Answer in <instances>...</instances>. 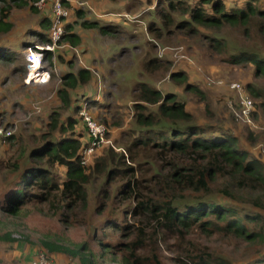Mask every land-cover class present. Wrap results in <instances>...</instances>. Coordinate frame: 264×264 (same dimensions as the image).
<instances>
[{
  "label": "trees",
  "instance_id": "16d2710c",
  "mask_svg": "<svg viewBox=\"0 0 264 264\" xmlns=\"http://www.w3.org/2000/svg\"><path fill=\"white\" fill-rule=\"evenodd\" d=\"M39 1L0 0L4 6L0 36L13 29V25L6 22L8 15L5 13L13 8L36 10ZM161 1L167 2L169 10L159 13L163 31L157 28L156 22L149 25L150 32H158L157 36L164 31L171 34L174 32L172 27L175 30L189 28L192 32L197 27L221 30L231 26L242 29L244 38L256 33L264 42V3L260 4L261 0H249L241 9H227L224 0H197L196 5L190 8L184 6L182 0ZM83 11L80 7L72 8L62 45L74 48L81 43L80 36L74 33L72 21L84 18L86 14ZM174 11L181 12L182 16L188 13L189 19L176 20L171 13ZM52 19L53 10L52 17L41 21L43 29L32 31L45 43L49 42L47 35ZM82 26L86 29L99 28L103 34L110 33L112 28L100 27L96 21H85ZM216 43L221 49L228 47L222 39H217ZM24 45L29 48L34 44L26 42ZM70 47L58 51L56 62L58 58L62 60L63 54L73 55ZM46 55L52 72L56 63L52 61L53 53ZM162 57L152 56L145 69L152 67L158 71H169L170 66L164 64ZM225 58L228 64L251 67L255 78L264 79V52L259 47L234 50ZM14 59L7 46L0 43V61ZM169 77L175 84L184 85L187 93L202 94V98L206 99L185 72L172 71ZM92 80L93 74L88 69L64 73L62 87L58 90L63 106L71 108L72 94ZM247 88V94L254 103L252 121L255 126L243 124L252 131L259 128L256 121L257 102L263 93L251 85ZM133 91L139 103L135 106L133 117L136 126L132 133L135 135L139 131V135L123 144L124 154L110 149L92 166L91 163L84 166L83 151L91 143L85 123L81 117V122L73 117L66 120V117L54 112L46 125L48 132L33 140L37 145L31 149L26 164L20 162L22 153L12 163L0 164V171H10L5 179L3 200H0V214L4 219L19 218L28 206L60 207L63 225L69 228L73 226L69 222L81 218L88 228V239L69 241L58 236H44L36 244L25 233H22V240L6 233L0 235V244H5L0 246L1 249L13 253L19 245L31 246L37 249L33 260L44 253L53 264L57 255L69 259L71 264H165L160 251L161 243L174 238L180 243V255L176 258L178 264H230L226 258L210 252L208 248L186 249L184 245H193L187 236L197 230L206 236L216 233L241 240L249 249L256 248V252L262 254L264 160L243 148L240 138L229 130L213 124H199L187 110L185 101L176 93L164 92L144 81L138 82ZM93 100L91 97L85 99L88 103ZM83 105V102L77 101L74 111H81ZM229 110L234 120L242 124ZM78 126H82L83 131ZM14 139V134L4 141L0 138V145H10ZM148 149L156 152L151 169L145 165L143 168L138 159L139 151L148 152ZM125 152L129 154V161ZM133 164H138V168ZM160 167L164 168L163 172ZM57 170H62L64 175L58 176ZM148 170H151L150 176L146 173ZM19 171L14 180L12 175ZM103 175H106V183L100 189V201L91 206L88 186ZM110 201L111 210L108 213ZM88 212L105 218L104 234L100 237L97 235L99 225L87 221ZM129 216L131 219H128ZM108 230L119 234L120 239L109 241L106 237ZM248 264H264V256Z\"/></svg>",
  "mask_w": 264,
  "mask_h": 264
},
{
  "label": "rangeland",
  "instance_id": "374dc122",
  "mask_svg": "<svg viewBox=\"0 0 264 264\" xmlns=\"http://www.w3.org/2000/svg\"><path fill=\"white\" fill-rule=\"evenodd\" d=\"M80 1H86L88 6L82 8L86 14L84 18L72 21L74 33L81 38V43L74 47L78 51H73V55L63 54L62 60L58 58L52 67L51 81L47 84H25L27 48L24 43L26 41L38 43V38L33 37L32 31L43 29L40 25L41 21L52 17V1L50 0L42 9L37 6L36 10H31L29 7L13 8L9 13H5L8 15L6 22L11 23L13 29L10 33L0 36V43L7 46L15 59L9 62L0 61V113L3 124L14 129L16 139L10 145H0L1 165L12 163L20 153H22L20 162L26 164L31 149L37 145L33 140L48 132L46 125L51 114L57 112L66 117V120L67 117H73L80 121L81 112L76 113L74 109L77 101L86 103L85 99L89 97L95 100L87 102V112L99 124L106 125L110 132L108 139L112 141V144L104 145L97 150L91 159V166L110 149L115 153L124 154L123 144L139 135V131L135 135L132 133L136 126L133 117L135 106L139 103L133 89L142 81L164 92L176 93L185 101L187 110L194 115L199 124H213L229 130L240 138L243 148L264 160V79L255 78L251 67L228 64L225 58L234 50L259 47L264 52V42L256 33L244 38L242 29L231 26L221 30L197 27L192 32L189 28L175 30L172 27L174 32L171 34L164 31L157 36L158 32H150L149 25L156 22L157 28L163 31L159 13L162 10L167 12V2ZM182 1L184 6L189 8L197 3V0ZM224 2L227 9H241L249 0H224ZM263 3L264 0H261L260 4ZM2 7L4 6L0 3V18ZM171 13L176 20L189 19L186 12L184 16L179 11ZM85 21H96L100 27L112 28L110 33L103 34L99 28H84L82 23ZM217 39L224 40L228 47L224 46L221 49L216 43ZM152 56H163L164 64L170 66L169 71L165 69L158 71L152 67L145 69L144 66ZM80 69L90 70L93 80L72 94L71 108L66 109L58 93L62 87L61 78L64 73L77 72ZM172 71L185 72L189 81L198 85L206 99L202 98V94L187 93L184 85L175 84L169 77ZM221 81L223 85H218L217 83ZM231 82L242 83L245 92L249 85L262 91L263 97L257 102L256 121L259 128L251 131L243 123L234 120L227 106V101L234 99L237 93L230 89ZM249 95H251L250 91ZM77 128L83 131L82 126ZM85 134L87 135V132ZM125 155L129 161V154L125 152ZM154 157L156 152L152 149H148V152L139 151L138 159L143 168L145 165L147 169H151L150 165H153ZM137 165L133 164L138 168ZM159 170L163 172L164 168L160 167ZM21 171L12 175V178L15 180ZM149 171L151 170L146 173L150 176ZM8 172L10 171H0V200L4 197ZM56 173L58 176L64 175L62 170H57ZM104 183H106V175L94 180L93 184L88 186L91 206L98 203L100 189ZM213 194H216V190ZM109 205L108 213L111 210V201ZM60 213V207L55 209L50 205H39L24 208L21 216L13 220H6L0 214V235L12 233L13 238L22 240V233H25L36 244H39V240L44 236H58L69 241L88 239L86 235L88 228L84 226L81 218L69 222L73 223V226L67 228L62 223ZM86 217L89 223L99 225L98 237L104 234V216L88 212ZM128 219H131V216ZM17 224H19L18 228ZM108 231L106 237L109 241L120 239L119 234ZM187 240H191L193 245H184L186 249L208 248L210 252L226 258L230 264H248L264 256V252L259 254L256 248L249 249L245 242L226 238L221 234L206 236L195 230L187 236ZM179 245L180 243L174 238L162 241L160 251L165 264H178L176 258L180 255ZM21 247L22 245H19L18 248Z\"/></svg>",
  "mask_w": 264,
  "mask_h": 264
},
{
  "label": "built area",
  "instance_id": "2783aa9c",
  "mask_svg": "<svg viewBox=\"0 0 264 264\" xmlns=\"http://www.w3.org/2000/svg\"><path fill=\"white\" fill-rule=\"evenodd\" d=\"M49 0H40L36 3V6L40 9L47 5ZM53 5V21L51 30L49 31L48 38L49 42L39 43L32 45L25 51L26 61V75L25 84H47L51 81L52 75L50 63L46 53H53L52 61L56 62L57 53L65 48H69L68 45H62L61 41L66 34L67 19L71 16V10L73 7H86L88 3L80 0H51ZM71 48V47H70ZM72 52H77L75 48H71ZM223 85V81L217 83ZM232 91H236L235 98L227 101V106L236 115L237 120L244 124H250L255 126L252 121V113L254 111V103L252 99L245 92L242 83L231 82L229 85ZM88 103H84L81 112V118L85 123L89 135L91 137V143L83 151V165L88 166L91 162L92 157L95 155L97 150L104 145L112 144V141L108 139L109 129L106 125L99 124L88 112ZM14 134V129L10 126H6L2 122V116L0 115V138L3 141ZM32 264H53L44 253H40L32 262Z\"/></svg>",
  "mask_w": 264,
  "mask_h": 264
},
{
  "label": "crops",
  "instance_id": "0c3cea01",
  "mask_svg": "<svg viewBox=\"0 0 264 264\" xmlns=\"http://www.w3.org/2000/svg\"><path fill=\"white\" fill-rule=\"evenodd\" d=\"M48 36V35H47ZM34 38H37L33 35ZM27 42V41H26ZM29 43H32L29 41ZM44 43L40 38H38V43ZM34 45L36 43H33ZM1 247H4V245H1ZM0 247V264H31V261L34 258L36 248L31 246H22L21 248H16V252L13 253H6L4 250H2ZM55 264H71V261L69 259H66L65 257L61 255H57L54 259Z\"/></svg>",
  "mask_w": 264,
  "mask_h": 264
}]
</instances>
